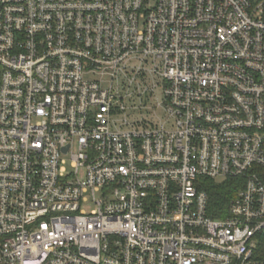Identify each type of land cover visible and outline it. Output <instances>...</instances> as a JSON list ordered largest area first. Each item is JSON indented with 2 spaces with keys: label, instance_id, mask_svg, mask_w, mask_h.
<instances>
[{
  "label": "built area",
  "instance_id": "obj_1",
  "mask_svg": "<svg viewBox=\"0 0 264 264\" xmlns=\"http://www.w3.org/2000/svg\"><path fill=\"white\" fill-rule=\"evenodd\" d=\"M263 169L264 0H0V264H264Z\"/></svg>",
  "mask_w": 264,
  "mask_h": 264
},
{
  "label": "trees",
  "instance_id": "obj_2",
  "mask_svg": "<svg viewBox=\"0 0 264 264\" xmlns=\"http://www.w3.org/2000/svg\"><path fill=\"white\" fill-rule=\"evenodd\" d=\"M262 176L264 180V169ZM202 186L209 194V213L218 218L227 216L231 201L240 187L239 181L228 179L219 182L206 179ZM255 255L264 261V235L256 237Z\"/></svg>",
  "mask_w": 264,
  "mask_h": 264
},
{
  "label": "rangeland",
  "instance_id": "obj_3",
  "mask_svg": "<svg viewBox=\"0 0 264 264\" xmlns=\"http://www.w3.org/2000/svg\"><path fill=\"white\" fill-rule=\"evenodd\" d=\"M144 101H145V103L148 104V105L154 103V100H150V99H145ZM144 111H145V114L148 116V115H149V114L147 113L148 111H146V110H144ZM68 167H70V161L68 162ZM221 181H223V180H219V182H221ZM89 207H91V206H89Z\"/></svg>",
  "mask_w": 264,
  "mask_h": 264
}]
</instances>
